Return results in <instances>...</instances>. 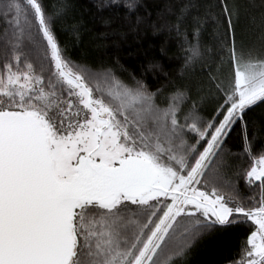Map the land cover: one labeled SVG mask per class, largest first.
I'll list each match as a JSON object with an SVG mask.
<instances>
[{
	"label": "snow or ice",
	"instance_id": "snow-or-ice-1",
	"mask_svg": "<svg viewBox=\"0 0 264 264\" xmlns=\"http://www.w3.org/2000/svg\"><path fill=\"white\" fill-rule=\"evenodd\" d=\"M121 6L152 15L96 4ZM70 10L0 0V264H187L239 228L227 264H264V0L165 3L182 64L155 89L77 52Z\"/></svg>",
	"mask_w": 264,
	"mask_h": 264
},
{
	"label": "trees",
	"instance_id": "trees-1",
	"mask_svg": "<svg viewBox=\"0 0 264 264\" xmlns=\"http://www.w3.org/2000/svg\"><path fill=\"white\" fill-rule=\"evenodd\" d=\"M152 13L147 22L135 26V13L125 18V9L113 7L98 11L97 0H68L71 5L68 22L82 21L80 45L77 52L89 54L93 60H101L111 64L116 58L130 72L140 75L150 88L155 89L165 82L164 73L177 79V73L182 64L181 40L174 32H169L166 27H161L163 21L158 19L157 13L170 0H142ZM259 3V0H256ZM140 15H145L140 10ZM111 17V28L116 29L113 34L103 23V18ZM155 23L159 30H154ZM107 35H101V34ZM123 33V35H120ZM64 37H71L64 34ZM163 49V51H162ZM158 62L162 70L148 69L150 63ZM127 78V74H123ZM261 110H257L255 118L259 119ZM239 134L236 133L231 141V146L239 144ZM245 228L235 229L229 233L214 232L202 239L192 250L187 264H227L238 256L240 241Z\"/></svg>",
	"mask_w": 264,
	"mask_h": 264
}]
</instances>
